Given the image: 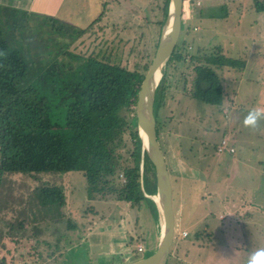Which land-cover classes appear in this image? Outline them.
Here are the masks:
<instances>
[{
  "label": "rangeland",
  "instance_id": "374dc122",
  "mask_svg": "<svg viewBox=\"0 0 264 264\" xmlns=\"http://www.w3.org/2000/svg\"><path fill=\"white\" fill-rule=\"evenodd\" d=\"M15 1L0 0V27L6 36L16 37L17 41L10 42L19 45L17 48L24 53L30 69L36 71L32 77L40 75L46 83L57 80L50 112L52 119L59 123L62 119L57 112L63 108L60 102L65 98L63 87L71 84L75 74L72 69L79 61V54L93 50L94 54L106 56L112 62L146 61L140 55L144 53V45H150L154 21L161 16L157 2H162L30 0L31 6L22 7ZM104 1L107 10L102 6ZM209 1L205 0V6L215 3ZM202 2L197 0L196 6ZM252 2L234 0V5L229 2L226 8L234 14V28L220 22L216 29L217 43L229 55L246 60L242 69L223 70L222 85L226 94L222 106L196 101L181 103L180 109L185 114L179 134L170 126L161 131L166 161L174 172L171 171L176 217L174 240L179 246L166 264H246L251 252L264 247V174L261 171L264 169V120L255 129L242 124L249 108L264 107V9L251 8ZM188 13V10L184 12L185 17ZM145 17L149 22L147 27L143 24ZM204 30L201 33L208 35L209 31ZM222 139L234 143L235 153L219 152ZM182 170L189 174L186 181L180 173ZM40 185L62 189L66 197V208L62 211L80 228L65 232L60 241L64 223L52 220L38 225L39 238L64 245L62 256L53 264H122L156 249L160 214L155 217L147 202L139 209L129 210L127 204L113 196L92 197L80 170L5 171L0 175V243L6 241L7 247L0 246V258L9 255L6 249L10 247L16 249L17 264L32 262L30 248L22 247L19 252L23 255H19V247L15 248L14 240H9L24 233L15 230L22 219L29 223L24 231L36 233L31 218L39 212L28 198L34 187ZM151 198L156 200L155 196ZM106 225L123 230L126 242ZM182 230L188 235L181 236ZM129 236H132L131 243L127 242ZM138 243L145 246L144 252L136 251ZM82 244L84 254L79 250ZM9 256L7 261L13 264Z\"/></svg>",
  "mask_w": 264,
  "mask_h": 264
},
{
  "label": "trees",
  "instance_id": "16d2710c",
  "mask_svg": "<svg viewBox=\"0 0 264 264\" xmlns=\"http://www.w3.org/2000/svg\"><path fill=\"white\" fill-rule=\"evenodd\" d=\"M196 1L183 0L180 35L162 68L155 89L153 112L157 139L165 160L161 131L170 126L179 134L177 131L185 114L180 109L181 103L196 101L222 106L226 94L222 85L224 71L242 69L246 65V60L229 55L224 46L216 41V29L220 22L234 28V14L226 8L229 2L234 5V0H214L215 3L209 7L205 6V0L201 6H196ZM168 2H157L161 16L158 15L154 21L150 45H144V53L140 55V59L146 61L132 64L122 60L112 62L106 56L94 54L93 50L79 54V61L72 69L75 74L71 84L63 87L65 98L60 101L63 108L57 112L61 123L54 121L50 112V101L58 88L54 87L57 80L51 79L46 83L40 75L32 77L36 71L30 69L24 53L17 48L19 45L10 42L17 41L16 37L6 36L0 27V175L5 171L35 173L44 170H80L86 178L90 196H113L118 202L127 204L129 210L139 209L143 202H147L157 217L159 207L157 201L151 198L156 194L155 170L139 136L136 101L158 44ZM106 3L104 1L102 6L107 10ZM114 3H118V0H114ZM250 7L264 9V0H253ZM187 10L189 16L185 17ZM143 24L146 27L149 24L146 17ZM202 29L208 30L209 34L201 33ZM210 31L215 32L211 34ZM131 48H128V54ZM49 69L46 68L47 71ZM167 169L171 178L173 168L170 171L167 164ZM181 174L186 181L189 174ZM187 186L184 187L187 189ZM28 200L39 212V215L35 213L37 216L31 218L33 227L38 231L27 234L25 228L28 222L22 219L18 230H15L24 233L11 237L9 241L14 240L15 248L19 247L18 252L22 247L30 248V254L33 251L30 264H53L62 256L64 245L39 238L38 225L52 220L64 223L60 241L65 232L80 228L71 221L65 210L62 211V208H66V197L58 186L34 187ZM42 212L52 215L46 216ZM8 230L4 232L6 236ZM2 237L5 238L4 235ZM127 242H132V236ZM3 243H0L1 248H6V241ZM12 250L10 247L6 249L10 256L2 255L0 264H10L8 256L13 264L19 262V257L15 260L14 256L16 249ZM178 250L179 246L174 240L169 256ZM18 254L23 255L22 252Z\"/></svg>",
  "mask_w": 264,
  "mask_h": 264
},
{
  "label": "water",
  "instance_id": "95a60500",
  "mask_svg": "<svg viewBox=\"0 0 264 264\" xmlns=\"http://www.w3.org/2000/svg\"><path fill=\"white\" fill-rule=\"evenodd\" d=\"M183 0H169L166 17L160 29L158 44L141 82L136 101V119L142 146L154 166L156 198L160 216V237L149 255L122 264H166L175 237L176 218L173 187L167 163L157 139L153 103L162 68L172 53L181 31Z\"/></svg>",
  "mask_w": 264,
  "mask_h": 264
},
{
  "label": "clouds",
  "instance_id": "9594fccd",
  "mask_svg": "<svg viewBox=\"0 0 264 264\" xmlns=\"http://www.w3.org/2000/svg\"><path fill=\"white\" fill-rule=\"evenodd\" d=\"M264 120V107L253 106L248 109L242 124L245 128L255 129ZM246 264H264V247L257 248L251 252L246 260Z\"/></svg>",
  "mask_w": 264,
  "mask_h": 264
},
{
  "label": "crops",
  "instance_id": "0c3cea01",
  "mask_svg": "<svg viewBox=\"0 0 264 264\" xmlns=\"http://www.w3.org/2000/svg\"><path fill=\"white\" fill-rule=\"evenodd\" d=\"M15 2H17L19 5H21L22 7H29V6H31V2H30V0H16ZM230 146H232V147H234L235 148V146H234V143L232 142V144L230 143ZM235 151H236V149H235ZM235 151L234 152H232V153H235ZM228 152V151H227ZM228 153H230V154H232L231 152H228ZM261 171H263L262 172V174H264V169H262ZM181 173H185V171H183L182 170V172ZM183 175V174H182ZM250 197H253V196H250ZM235 204V203H234ZM176 218V217H175ZM114 224V223H113ZM115 224H117V223H115ZM108 225H106V227H107ZM111 227H114V228H110V226H108V228H110L111 230H115V232H118L119 233V236L122 238V240L124 241V242H126V238L127 237H125V232H122L123 230H120V228L119 227H115L114 225H112ZM187 235H188V233H187ZM86 240V239H85ZM85 242V241H84ZM83 242V243H84ZM79 250H81L82 252H83V254H84V251H83V244L81 245V247H80V249Z\"/></svg>",
  "mask_w": 264,
  "mask_h": 264
},
{
  "label": "built area",
  "instance_id": "2783aa9c",
  "mask_svg": "<svg viewBox=\"0 0 264 264\" xmlns=\"http://www.w3.org/2000/svg\"><path fill=\"white\" fill-rule=\"evenodd\" d=\"M218 150L219 152H222V151H228V152H234V148L232 146H230L229 142L227 141V139H222L220 144L218 145ZM181 236H186L187 235V232L185 230H182L181 233H179ZM146 249H145V246L142 244V243H138L136 244V251L137 252H144Z\"/></svg>",
  "mask_w": 264,
  "mask_h": 264
},
{
  "label": "bare ground",
  "instance_id": "6f19581e",
  "mask_svg": "<svg viewBox=\"0 0 264 264\" xmlns=\"http://www.w3.org/2000/svg\"><path fill=\"white\" fill-rule=\"evenodd\" d=\"M188 233V232H187Z\"/></svg>",
  "mask_w": 264,
  "mask_h": 264
}]
</instances>
